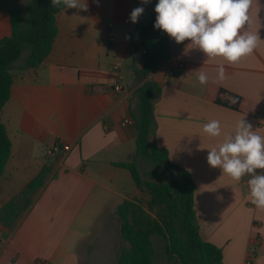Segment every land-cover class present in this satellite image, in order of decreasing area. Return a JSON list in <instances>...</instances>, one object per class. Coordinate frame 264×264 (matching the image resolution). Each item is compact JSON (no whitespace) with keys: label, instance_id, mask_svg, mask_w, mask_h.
Wrapping results in <instances>:
<instances>
[{"label":"crops","instance_id":"obj_1","mask_svg":"<svg viewBox=\"0 0 264 264\" xmlns=\"http://www.w3.org/2000/svg\"><path fill=\"white\" fill-rule=\"evenodd\" d=\"M87 4V11L64 8L57 14L51 52L38 67L26 68V61H16L11 68V94L0 114L11 141V155L0 178V209L44 166L51 173L14 230L0 222V264H100L105 254L118 262L122 238L114 231L105 232L120 224L117 206L136 200L140 191L136 187L131 195L123 193L120 186L131 175L115 164L129 161L135 153L133 113H138V90L146 81L161 88L154 105L152 140L168 151L177 177L182 170L192 175L201 238L221 249L225 264H246L248 259L264 264V209L251 202L249 177L235 181L206 160L208 150L233 133L241 119L264 136V40L252 54L229 63L168 36L170 57L143 76L139 70L144 52L141 46L132 47L139 42L133 28L152 12L151 1L87 0ZM22 5L26 15L27 4ZM15 6L20 8L19 4L0 7V39L11 33L8 11ZM136 7L144 12L133 24L129 17ZM248 15L244 31L264 39V0H252ZM108 24L117 38L116 59L106 50ZM115 61L123 75L121 91L113 89ZM220 65L226 69L223 80L218 79ZM200 71L208 76L206 85L198 82ZM209 86L226 93L209 91ZM229 94L243 98L242 111L212 99L231 101ZM211 120L220 121L219 137L203 132ZM58 140L71 146L69 152L47 155ZM101 218L104 238L86 242L84 237Z\"/></svg>","mask_w":264,"mask_h":264},{"label":"trees","instance_id":"obj_2","mask_svg":"<svg viewBox=\"0 0 264 264\" xmlns=\"http://www.w3.org/2000/svg\"><path fill=\"white\" fill-rule=\"evenodd\" d=\"M150 1L152 12L133 28V35L145 50L143 67L139 70L143 76L155 72L160 63L170 57L168 35L154 28L157 0ZM63 9L52 7L51 0H29L26 15L17 6L9 9L11 33L0 39V114L10 98L13 64L25 48L30 51L26 68H36L44 61L51 52L57 35L56 16ZM208 89L226 93L214 86H209ZM160 92V86L153 81H146L139 88V110L137 115L133 113L136 129L135 153L129 161L115 164L128 170L139 191L149 195L147 208L136 199L123 201L115 210L120 223V236L128 243L119 253L118 264H154L153 236L163 240L165 259L170 264H225L221 249L203 240L199 234L194 209L196 186L192 175L182 170L180 177H177L168 151L159 148L152 140L154 105ZM229 96L231 101L212 99L220 105L242 111L243 98L235 94ZM10 155L11 141L6 126L0 120V178ZM140 157L154 163L162 174L160 180L143 179L138 164ZM50 173L51 168L44 166L36 177L0 209V222L9 230H14L31 208Z\"/></svg>","mask_w":264,"mask_h":264},{"label":"clouds","instance_id":"obj_3","mask_svg":"<svg viewBox=\"0 0 264 264\" xmlns=\"http://www.w3.org/2000/svg\"><path fill=\"white\" fill-rule=\"evenodd\" d=\"M98 3V0H96ZM142 4L150 0H141ZM252 0H157L154 28L166 33L177 44L188 41L187 48L199 49L206 57H222L236 63L250 55L264 40L258 33L244 31L249 24ZM52 7L87 11V0H51ZM143 7L130 13L135 24L143 14ZM226 69L218 67V79L223 80ZM201 85L208 83V76L200 71ZM203 132L211 137L221 135L219 120L203 125ZM207 164L219 168L235 181L247 179L251 202L264 209V136L258 135L251 123L241 119L235 131L225 136L218 147L208 150ZM260 170V171H258Z\"/></svg>","mask_w":264,"mask_h":264},{"label":"rangeland","instance_id":"obj_4","mask_svg":"<svg viewBox=\"0 0 264 264\" xmlns=\"http://www.w3.org/2000/svg\"><path fill=\"white\" fill-rule=\"evenodd\" d=\"M28 2L29 0H0V7H5L9 5L13 6V5L19 4L20 8H24L22 4L24 3L28 4ZM25 14H27V12ZM29 52H30L29 49L25 48L21 56L17 59V63H22L26 61L29 55ZM139 169H140V172L144 180L158 181L162 178V174L160 173V171H158L154 163L146 158H143L142 161L140 162ZM120 189L123 191V193H126L127 195H131L133 193V191L136 189V186L131 176H129L128 180L120 186ZM137 199L142 202L145 208H147V202L149 200V195L146 192H140V195ZM102 219L103 218L97 221V224L94 225L93 232L91 233V235H86L84 237V240L86 242L97 241V239H101V237L104 238L102 235L103 233L100 229L101 227L100 224L102 222ZM112 231H114L116 235H119L120 234L119 225L117 224L114 228H110L108 232H105V234H108V233L110 234L112 233ZM105 239L107 240L106 236H105ZM152 241H153L154 248H155L154 264H170L165 259L163 240L160 237L153 236ZM127 246H128V243L123 241L122 249L126 248ZM104 259L105 261L103 263L101 262L100 264H118L117 259L114 258V256L111 254H105Z\"/></svg>","mask_w":264,"mask_h":264},{"label":"built area","instance_id":"obj_5","mask_svg":"<svg viewBox=\"0 0 264 264\" xmlns=\"http://www.w3.org/2000/svg\"><path fill=\"white\" fill-rule=\"evenodd\" d=\"M112 27H113L112 24H108L106 31H105L106 50H107V53L112 56V58L116 59L118 56L117 38L115 34L113 33ZM132 47L134 49L137 47H140L139 42L137 41L133 42ZM142 51L145 52L143 48H142ZM111 68L113 71L117 72V80L116 82L113 83V89L115 91H121L123 89V86H122L123 75L120 71L118 62L116 61L113 62ZM124 122L128 123L129 119H126ZM70 149H71V146L69 144L65 143L64 141L58 140L47 149L46 154L47 155H64V154H67ZM246 264H251V259H248L246 261Z\"/></svg>","mask_w":264,"mask_h":264}]
</instances>
